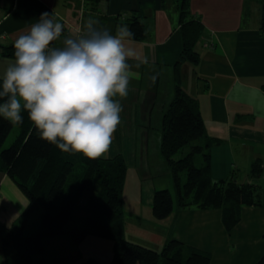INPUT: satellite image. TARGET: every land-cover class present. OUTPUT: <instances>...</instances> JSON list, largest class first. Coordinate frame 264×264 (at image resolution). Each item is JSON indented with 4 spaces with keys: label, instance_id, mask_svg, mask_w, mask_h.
Instances as JSON below:
<instances>
[{
    "label": "crops",
    "instance_id": "1",
    "mask_svg": "<svg viewBox=\"0 0 264 264\" xmlns=\"http://www.w3.org/2000/svg\"><path fill=\"white\" fill-rule=\"evenodd\" d=\"M174 0H101L95 12L85 11L83 0H0V44L12 43L36 23L42 12L62 22L68 33L76 34L83 20L97 19L116 34L123 20L141 14L147 26L143 39L124 41L148 63L135 67L130 59L129 92L118 98L123 110L121 123L112 135L107 157L121 154L127 164L122 192L125 237L135 243L160 250L169 239L206 251L210 264H254L264 253V33L260 29V0H190L192 15L202 20L204 29L197 49V64L179 65L182 88L198 100L205 131L216 140L210 149L213 178L230 176L237 170L238 181L257 184L262 204L242 205L240 220L230 230L222 222L220 208H180L163 218L152 213L156 189L169 188L170 169L160 154L161 119L174 95V63L182 38L177 13L169 10ZM105 14V15H104ZM5 58L1 54L0 59ZM155 76V81L152 77ZM255 160L261 173L250 176ZM134 186L126 192L127 176ZM28 204L17 183L0 171V221L11 226ZM34 211L25 230L36 228L40 219ZM42 212V211H41ZM75 217L78 219L80 216ZM75 218V219H76ZM29 232V231H28ZM86 245H107L106 237L88 234L75 243L67 234L44 239V251L32 264H111ZM91 245V246H93ZM48 248L51 251L48 253ZM96 251V250H95ZM0 264H4L0 240Z\"/></svg>",
    "mask_w": 264,
    "mask_h": 264
},
{
    "label": "trees",
    "instance_id": "2",
    "mask_svg": "<svg viewBox=\"0 0 264 264\" xmlns=\"http://www.w3.org/2000/svg\"><path fill=\"white\" fill-rule=\"evenodd\" d=\"M100 1L83 0L84 10L95 12ZM260 1V29L264 33V0ZM174 3L182 46L173 66L174 95L161 119L160 154L170 169L175 201L168 188L156 189L152 213L156 218H163L175 205L180 208H220L222 222L230 230L240 220V207L261 205L262 193L251 181H238L232 175L216 179L211 176L210 149L217 141L205 131L198 100L182 88L179 69L185 61L199 62L197 44L204 24L192 15L190 0H174ZM123 22L134 32L131 38L140 40L146 36L147 26L141 14L134 13ZM65 31L64 28L62 34ZM12 43L0 44L2 56H12ZM21 114L22 124L0 116V171L10 176L28 199L15 223L8 226L0 221L4 264H32L33 256L44 251L46 237L64 233L75 243L88 234L111 239V264H210L208 252L177 239L167 240L160 250L128 240L122 199L127 173L125 158L118 154L89 159L80 153H63L39 138L27 112L22 110ZM14 124L19 127L18 133L8 147L2 148ZM185 146L188 151L176 157ZM197 154L202 155L199 166L195 163ZM261 170L260 161L255 160L250 176H258ZM37 210L42 211L37 228L27 233L26 222ZM77 210L84 211L78 219L75 217ZM254 264H264V253Z\"/></svg>",
    "mask_w": 264,
    "mask_h": 264
},
{
    "label": "clouds",
    "instance_id": "3",
    "mask_svg": "<svg viewBox=\"0 0 264 264\" xmlns=\"http://www.w3.org/2000/svg\"><path fill=\"white\" fill-rule=\"evenodd\" d=\"M63 31L45 11L15 38L12 56L0 59V116L22 124L23 110L40 139L63 153L96 159L108 151L121 123L117 97L129 92L128 61L135 59L139 68L148 59L125 46L135 35L127 25L113 35L89 17L56 46Z\"/></svg>",
    "mask_w": 264,
    "mask_h": 264
},
{
    "label": "rangeland",
    "instance_id": "4",
    "mask_svg": "<svg viewBox=\"0 0 264 264\" xmlns=\"http://www.w3.org/2000/svg\"><path fill=\"white\" fill-rule=\"evenodd\" d=\"M168 6H169V10H170L171 13H175V14L177 13L176 5H175V3L173 1H169ZM65 33H68L67 29H66ZM18 130H19V127L16 124H14L12 126L11 130L9 131L8 135L6 136L5 140H4V142L2 144V148L8 147L11 144V142L13 141V139L15 138V136L17 135ZM188 149H189L188 146H185L184 148H182L176 154V157L183 156L188 151ZM107 153H108V151L106 153H104L103 156H107ZM201 156L202 155L197 154L196 157H195V163L198 166L201 165V162H202ZM169 174H170V172H169ZM236 174H237V170L234 168V172L232 174H230V175H232V176L234 175L236 177ZM169 178H170V186H169L168 189L171 192V194L173 196V199L175 201L174 188H173L171 174H170V177ZM133 186H134L133 178H131V176L128 175L127 176V184H126V192L128 193L129 190H130V188L133 187ZM83 202H85V201L83 200ZM41 213H42L41 211L38 212L39 217L41 216ZM83 214H84V211L83 210H77L75 212V215L76 216H81ZM37 225H38V223H37ZM37 225H36V228H37ZM36 228L32 232H34L36 230ZM31 229L32 228L29 227L28 230L27 231L25 230V231L27 233H30ZM107 239L110 240L111 242H113L111 239H109V238H107ZM91 245H93V244L86 245V243H83L82 246L87 251L96 252L103 260H106V261L109 260L110 261V258H111V255H112V252H111L112 250L111 249H113V247H111V249L108 248L107 247L108 244L105 245V246L104 245L97 244L98 247H95L94 245L91 246ZM112 246H113V243H112ZM51 251H53V250H50V248H48V253H50Z\"/></svg>",
    "mask_w": 264,
    "mask_h": 264
},
{
    "label": "water",
    "instance_id": "5",
    "mask_svg": "<svg viewBox=\"0 0 264 264\" xmlns=\"http://www.w3.org/2000/svg\"><path fill=\"white\" fill-rule=\"evenodd\" d=\"M55 43V42H54Z\"/></svg>",
    "mask_w": 264,
    "mask_h": 264
}]
</instances>
